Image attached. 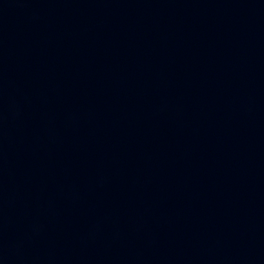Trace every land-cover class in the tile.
I'll list each match as a JSON object with an SVG mask.
<instances>
[{
    "label": "water",
    "instance_id": "95a60500",
    "mask_svg": "<svg viewBox=\"0 0 264 264\" xmlns=\"http://www.w3.org/2000/svg\"><path fill=\"white\" fill-rule=\"evenodd\" d=\"M0 264H264V0H0Z\"/></svg>",
    "mask_w": 264,
    "mask_h": 264
}]
</instances>
